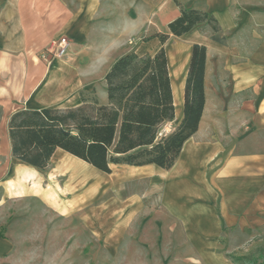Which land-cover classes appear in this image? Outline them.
Segmentation results:
<instances>
[{"label": "crops", "instance_id": "crops-1", "mask_svg": "<svg viewBox=\"0 0 264 264\" xmlns=\"http://www.w3.org/2000/svg\"><path fill=\"white\" fill-rule=\"evenodd\" d=\"M238 3L0 0V185L6 196L41 197L65 216L81 207L74 205L101 199L107 190L122 196L124 179H147L154 174L172 213L190 225L192 237L208 240L207 254L222 255L223 264H264V10ZM183 8L211 14L218 30L203 21L175 35L169 23L182 15ZM162 34L167 35L165 40ZM64 35L71 41L69 53L44 60L42 50ZM195 43L206 47L205 103L198 129L184 142L170 168L111 163V172H105L61 148L46 168L13 156L8 122L14 111L79 105L89 84L98 100L107 103L105 75L112 64L126 53L154 55L162 47L168 58L175 116L161 125L165 131L159 135L170 133L184 115ZM55 156L57 171L62 173L60 183L48 177ZM66 157L88 165L92 176L73 172L75 163ZM72 172L81 176L78 181L72 179ZM38 178L49 181L47 186L40 179L34 181ZM71 186L84 188L82 199L73 196ZM132 197L135 201L140 196L132 193ZM63 199L71 203L55 206ZM9 246L0 235V256Z\"/></svg>", "mask_w": 264, "mask_h": 264}, {"label": "trees", "instance_id": "trees-1", "mask_svg": "<svg viewBox=\"0 0 264 264\" xmlns=\"http://www.w3.org/2000/svg\"><path fill=\"white\" fill-rule=\"evenodd\" d=\"M207 21L217 31L214 16L192 8L169 23L181 35ZM162 40L167 38L161 35ZM206 47L195 43L185 86L184 115L170 133L159 135L163 123L175 116L173 92L164 47L154 55L129 52L119 57L105 75L108 102L82 93V103L68 108H21L8 122L14 157L46 168L61 148L111 172V163H154L170 168L184 142L198 129L205 103Z\"/></svg>", "mask_w": 264, "mask_h": 264}, {"label": "rangeland", "instance_id": "rangeland-1", "mask_svg": "<svg viewBox=\"0 0 264 264\" xmlns=\"http://www.w3.org/2000/svg\"><path fill=\"white\" fill-rule=\"evenodd\" d=\"M243 4L264 10V0H239L238 6ZM90 87L83 91L89 98L95 93ZM160 131H165L164 125ZM57 157L48 177L50 182L60 183ZM77 163L84 172L81 176H92L88 165ZM7 165H12L11 159ZM72 175L76 181L81 177ZM150 176L124 179L120 184L122 196L107 190L101 199L74 205L81 207L65 216L41 197H8L0 185V235L10 245V250L0 256V264H223L222 255L207 254L208 240L192 237L190 225L172 213L165 191L158 185L159 176ZM165 177L172 181V176ZM45 180L42 178L41 183L47 186L49 181ZM75 188L70 187L73 196L82 199L84 188ZM132 193L140 197L133 201ZM59 202L55 206L71 203L68 199Z\"/></svg>", "mask_w": 264, "mask_h": 264}, {"label": "built area", "instance_id": "built-area-1", "mask_svg": "<svg viewBox=\"0 0 264 264\" xmlns=\"http://www.w3.org/2000/svg\"><path fill=\"white\" fill-rule=\"evenodd\" d=\"M70 45L71 41L67 36H60L42 50L41 57L46 61L65 57L69 53Z\"/></svg>", "mask_w": 264, "mask_h": 264}, {"label": "bare ground", "instance_id": "bare-ground-1", "mask_svg": "<svg viewBox=\"0 0 264 264\" xmlns=\"http://www.w3.org/2000/svg\"><path fill=\"white\" fill-rule=\"evenodd\" d=\"M67 160H70L71 162L75 163V164H74V167H73V169H72L73 172H76V173H78V172L81 173V172H82V170H81V168H80L81 166L77 163L78 161L76 162L72 157H68ZM76 164H77V165H76ZM81 164H82V163H81ZM77 166H78V167H77ZM82 167H83V165H82ZM82 173H84V172H82Z\"/></svg>", "mask_w": 264, "mask_h": 264}]
</instances>
